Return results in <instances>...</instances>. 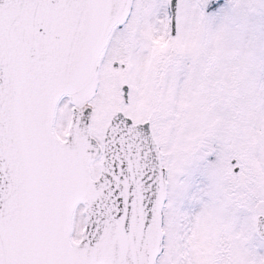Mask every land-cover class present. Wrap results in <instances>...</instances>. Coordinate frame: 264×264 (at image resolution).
Segmentation results:
<instances>
[{
  "label": "snow or ice",
  "instance_id": "1",
  "mask_svg": "<svg viewBox=\"0 0 264 264\" xmlns=\"http://www.w3.org/2000/svg\"><path fill=\"white\" fill-rule=\"evenodd\" d=\"M0 264H264V0H0Z\"/></svg>",
  "mask_w": 264,
  "mask_h": 264
}]
</instances>
